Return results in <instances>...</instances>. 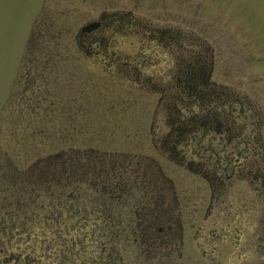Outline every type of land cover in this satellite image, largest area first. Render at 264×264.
<instances>
[{"label": "flooded vegetation", "instance_id": "1", "mask_svg": "<svg viewBox=\"0 0 264 264\" xmlns=\"http://www.w3.org/2000/svg\"><path fill=\"white\" fill-rule=\"evenodd\" d=\"M44 15L42 11L34 31L43 29ZM127 15L104 13L96 19L97 28L76 31L78 51L88 59L107 54L112 34L128 35ZM61 29L68 33L63 24ZM160 32L151 40L165 41L167 31ZM167 37L174 55L169 78L156 86L155 115L167 126L153 138L157 158L135 160L132 165L121 154L62 150L30 160L24 169L15 161L0 160V264H230L231 258L233 264L234 258L242 259L238 264H252L257 261L255 253L264 264V145L254 142L257 134L253 143L230 144L245 133L246 123L239 119L252 122L260 110L236 87L211 78L212 53L191 52L183 47L186 38H177L176 33L169 31ZM127 60L123 66H128ZM28 65L22 60L0 112L12 109L17 117L6 118L12 124H16L12 118L31 114L40 100L38 80L31 79ZM262 121L255 122L257 132ZM210 133L228 141L216 146L220 155L229 150L237 157L210 160L208 147H184L198 134ZM158 161L169 165L168 174ZM233 178L245 182L263 202L256 209L262 216L257 224H241L237 210L220 206ZM132 187L140 196H130ZM129 197H136L132 221L127 214ZM81 198H92L84 209L94 211L98 225L89 230L76 226V236L64 245V228L70 224L64 212L80 213ZM11 231L26 233L25 253L2 255L1 233ZM86 241L92 242L95 255L76 257L70 247Z\"/></svg>", "mask_w": 264, "mask_h": 264}, {"label": "rangeland", "instance_id": "2", "mask_svg": "<svg viewBox=\"0 0 264 264\" xmlns=\"http://www.w3.org/2000/svg\"><path fill=\"white\" fill-rule=\"evenodd\" d=\"M42 10L46 24L36 30L29 53L23 59L29 64L31 79L38 80L36 92L40 100L31 114L12 118L16 124L6 121L7 116L17 117L13 110H3L0 160L15 161L24 169L28 161L62 150L67 153L97 150L114 157L121 154L132 165L135 160L157 158L153 138L166 131L167 126L162 117L155 115L159 97L156 86L160 80L169 78L173 67L174 53L170 54L166 44L169 31L176 33L177 38H186L188 45L184 43L183 47L191 52L212 53L211 78L236 87L260 110L252 122L239 119L241 124L246 123L245 133L230 144L253 143L252 137L257 134L254 142L264 145V0H44ZM101 13L118 16L127 13L129 32L112 34L108 53L88 59L78 51L73 35ZM62 24L67 34H63ZM162 30L167 31L166 42L151 40ZM126 58L127 67L123 66ZM46 87L48 92L44 91ZM261 120L262 125H256L257 132L255 122ZM46 122L50 125L43 132L41 128ZM226 143L224 137L210 133L204 137L198 134L183 146L208 147L210 160L223 159L221 156L225 155L233 160L237 154L232 156L226 150L220 155L216 150L220 148L216 146ZM158 162L168 174L169 165ZM230 169L231 166L228 172ZM232 182L220 206L237 210L241 224H257L262 216L256 209L263 207V202L253 196L245 182L234 178ZM131 193L140 196V191L133 187L130 196ZM82 198L80 213L64 212L66 222L70 221L64 228V245L76 236V226L89 230L98 225L94 211L90 214L84 209L92 198L89 201ZM129 198L127 214L132 221L136 203L135 198ZM7 233H1L2 255L25 253L26 233ZM48 237L53 239L51 230ZM98 238L102 240L103 236L98 234ZM39 249L40 245L36 251ZM70 249L76 257L84 253L95 255L92 242L89 245L88 241ZM255 255L257 261L253 263L260 264L259 254ZM234 261L238 264L242 259ZM229 263L233 264L232 258Z\"/></svg>", "mask_w": 264, "mask_h": 264}, {"label": "water", "instance_id": "3", "mask_svg": "<svg viewBox=\"0 0 264 264\" xmlns=\"http://www.w3.org/2000/svg\"><path fill=\"white\" fill-rule=\"evenodd\" d=\"M44 0H0V110L4 105L22 58L32 24ZM99 25L91 22L82 30Z\"/></svg>", "mask_w": 264, "mask_h": 264}, {"label": "trees", "instance_id": "4", "mask_svg": "<svg viewBox=\"0 0 264 264\" xmlns=\"http://www.w3.org/2000/svg\"><path fill=\"white\" fill-rule=\"evenodd\" d=\"M38 18L36 19V21H35V23H34V27H35V29H36V27L37 26H35L38 22ZM34 27H33V29H32V33H31V35H30V38H29V41H28V44H27V46H26V49H25V54L24 55H28V53H29V49H30V47L32 46V42H33V35L36 33V30L34 31ZM33 37V38H32ZM25 58V57H24Z\"/></svg>", "mask_w": 264, "mask_h": 264}]
</instances>
